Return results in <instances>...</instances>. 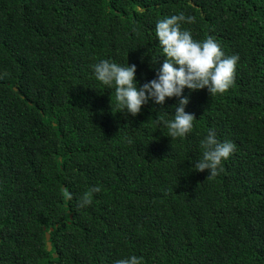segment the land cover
Masks as SVG:
<instances>
[{"label": "trees", "instance_id": "16d2710c", "mask_svg": "<svg viewBox=\"0 0 264 264\" xmlns=\"http://www.w3.org/2000/svg\"><path fill=\"white\" fill-rule=\"evenodd\" d=\"M179 13L195 17L182 24L194 40L211 36L239 61L224 94L183 89L196 119L172 140L160 118L179 97L119 112L92 65L135 64L138 86L155 79L166 58L156 22ZM210 129L236 145L214 177L193 168ZM132 255L264 264V0H0V264Z\"/></svg>", "mask_w": 264, "mask_h": 264}, {"label": "clouds", "instance_id": "9594fccd", "mask_svg": "<svg viewBox=\"0 0 264 264\" xmlns=\"http://www.w3.org/2000/svg\"><path fill=\"white\" fill-rule=\"evenodd\" d=\"M195 23V17L184 13L157 20L155 35L166 58L157 70V76L138 86L135 64L121 66L107 59L92 65L95 78L107 88L115 87V101L119 112L127 111L132 116L141 112L149 99L163 105L166 98L179 97L173 119L160 118V124L168 129L169 137L185 138L194 128V114L185 111L189 100L183 96L185 87L190 90L207 88L210 96L222 95L235 85L238 55L226 56L220 45L208 36L203 41L194 40L190 30L182 24ZM112 107V106H111ZM117 111V112H118ZM202 159L193 165L194 170H210L208 177L222 172L223 162L235 151L230 141L221 142L214 130L210 129L201 141ZM207 177V178H208ZM99 186L85 192L79 207L91 205L93 193L100 192ZM67 193V190H66ZM71 199V193H67ZM115 264H143V258L132 255L115 261Z\"/></svg>", "mask_w": 264, "mask_h": 264}, {"label": "water", "instance_id": "95a60500", "mask_svg": "<svg viewBox=\"0 0 264 264\" xmlns=\"http://www.w3.org/2000/svg\"><path fill=\"white\" fill-rule=\"evenodd\" d=\"M63 188H65V186H63ZM46 240H47V249H48V251H51L52 248H53V245H52V242H51V234H50V232L46 233ZM54 255L57 256L56 254H54Z\"/></svg>", "mask_w": 264, "mask_h": 264}]
</instances>
